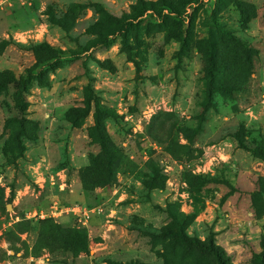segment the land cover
Returning a JSON list of instances; mask_svg holds the SVG:
<instances>
[{"label":"rangeland","instance_id":"obj_1","mask_svg":"<svg viewBox=\"0 0 264 264\" xmlns=\"http://www.w3.org/2000/svg\"><path fill=\"white\" fill-rule=\"evenodd\" d=\"M27 68L21 102L0 89V264H215L168 236L175 217L229 264H264V0H0V71ZM108 158L93 186L83 169ZM45 219L85 247L43 246Z\"/></svg>","mask_w":264,"mask_h":264},{"label":"trees","instance_id":"obj_2","mask_svg":"<svg viewBox=\"0 0 264 264\" xmlns=\"http://www.w3.org/2000/svg\"><path fill=\"white\" fill-rule=\"evenodd\" d=\"M158 6H160L159 9H163V7H167L168 10H170V7L167 3L162 2L159 3ZM150 10L153 12L155 10V3L153 2H147V3H140L136 8L135 12L131 15H128L124 17L118 27L114 29H109V31L105 34L98 33V37L93 39L90 43L92 46H104L107 45L110 41V37L108 36H114L119 35L121 38L124 37L125 32L127 31L128 27L132 25L133 19H136L138 16H141L146 11ZM62 26L61 24H59ZM85 50V49H82ZM34 74L33 68H27L24 71V74L22 76L18 75L15 78L7 75V73L0 71V89L2 86L14 83L16 86V97L21 102L22 94L25 91V84L26 82L32 77ZM17 108L20 111L24 110V104L19 103ZM96 123L99 126V128H96V134L97 138L100 143V147L106 150H114L110 148V145H108L107 141L104 142V136L102 135V129H101V122L96 119ZM113 151L111 152V154ZM110 154V155H111ZM104 165L98 164L94 166V169H91L89 166L84 168L82 171V176H87L91 173L95 175L93 177V186H103L104 179L107 177L105 176L108 174L111 162L108 160H104ZM92 187H87L84 189H91ZM175 229L174 230H167L166 233L168 236L173 240L181 244H188L193 245L201 250L205 249L209 251L214 256V263L215 264H229L228 258L223 252L222 248L218 245L213 243V240L211 238L207 239L206 241H201L195 237L188 236L184 230H183V219H177L176 217L173 218ZM38 237L36 241H43V246H48L51 242L56 247H63L64 251L70 250V251H79L82 250L85 247V236L83 232L80 230H76L74 228H68V227H62L57 223L52 222L51 220H40L38 225ZM29 228V222L25 220H19L14 222L10 228L6 229L4 232V239L9 242L12 238H17V235L19 233L25 232Z\"/></svg>","mask_w":264,"mask_h":264},{"label":"built area","instance_id":"obj_3","mask_svg":"<svg viewBox=\"0 0 264 264\" xmlns=\"http://www.w3.org/2000/svg\"><path fill=\"white\" fill-rule=\"evenodd\" d=\"M54 209H56V206L53 207ZM64 209V207H63ZM62 209H58V211H61ZM67 210V209H65ZM68 210H70L71 212H73L74 214L78 213L79 217L77 218L78 220L81 221H85L87 218V211L84 208H81L78 204H74L71 207H68ZM33 215H36V213L34 212ZM38 217H42L43 214L42 213H37Z\"/></svg>","mask_w":264,"mask_h":264}]
</instances>
